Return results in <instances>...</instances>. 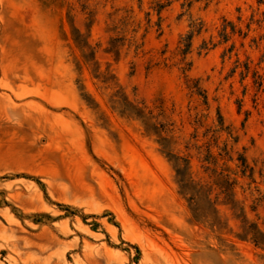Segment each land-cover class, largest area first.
<instances>
[{
  "label": "rangeland",
  "instance_id": "374dc122",
  "mask_svg": "<svg viewBox=\"0 0 264 264\" xmlns=\"http://www.w3.org/2000/svg\"><path fill=\"white\" fill-rule=\"evenodd\" d=\"M0 264H264V0H0Z\"/></svg>",
  "mask_w": 264,
  "mask_h": 264
},
{
  "label": "trees",
  "instance_id": "16d2710c",
  "mask_svg": "<svg viewBox=\"0 0 264 264\" xmlns=\"http://www.w3.org/2000/svg\"><path fill=\"white\" fill-rule=\"evenodd\" d=\"M83 48H87V46L86 45H83ZM130 108H131V110H133V111H136L137 112V108L134 106V105H132V104H130ZM142 116V115H141ZM178 168H179V174L181 175V176H183V177H186V174H184L185 173V171H182L180 168H181V165H178ZM182 182H183V188H184V190H189V184H188V182H187V180L184 178V179H182ZM257 234V233H256ZM257 236V235H256ZM257 241H258V239H257Z\"/></svg>",
  "mask_w": 264,
  "mask_h": 264
}]
</instances>
